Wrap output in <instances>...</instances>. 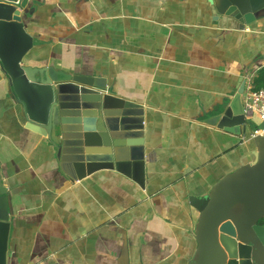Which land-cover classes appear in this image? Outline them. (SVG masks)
Listing matches in <instances>:
<instances>
[{"label":"crops","instance_id":"0c3cea01","mask_svg":"<svg viewBox=\"0 0 264 264\" xmlns=\"http://www.w3.org/2000/svg\"><path fill=\"white\" fill-rule=\"evenodd\" d=\"M21 22L25 65L104 88L98 121L81 88L60 84L61 151L27 126L0 71V264H186L200 199L252 158L248 128L206 119L243 106L264 67V13L238 29L207 0H27Z\"/></svg>","mask_w":264,"mask_h":264},{"label":"water","instance_id":"95a60500","mask_svg":"<svg viewBox=\"0 0 264 264\" xmlns=\"http://www.w3.org/2000/svg\"><path fill=\"white\" fill-rule=\"evenodd\" d=\"M207 1L212 19L221 27L242 29L264 13V0H256L260 2L257 6L251 0ZM26 2L0 0V71L23 108L27 126L49 137L63 151L70 106L60 84L70 82L81 88L98 121L102 99L99 91L104 87L91 76L70 75L49 66L38 68L22 62L33 39L21 22ZM241 90L242 85L234 97ZM232 106L231 101L206 120L227 130L232 124L248 129L264 127V121L255 115L246 117L243 106L235 112ZM252 140V158L223 174L200 199L193 228L196 246L186 264H264V137L256 135ZM4 190L0 174L1 218L7 215Z\"/></svg>","mask_w":264,"mask_h":264},{"label":"built area","instance_id":"2783aa9c","mask_svg":"<svg viewBox=\"0 0 264 264\" xmlns=\"http://www.w3.org/2000/svg\"><path fill=\"white\" fill-rule=\"evenodd\" d=\"M253 76L246 78L244 88L243 112L246 117L252 114L264 121V86L252 87ZM256 135L264 137V127L251 126L248 129V137L253 138Z\"/></svg>","mask_w":264,"mask_h":264},{"label":"trees","instance_id":"16d2710c","mask_svg":"<svg viewBox=\"0 0 264 264\" xmlns=\"http://www.w3.org/2000/svg\"><path fill=\"white\" fill-rule=\"evenodd\" d=\"M259 86H264V67L259 68L252 78V87L256 88ZM261 221L263 222L264 218Z\"/></svg>","mask_w":264,"mask_h":264},{"label":"rangeland","instance_id":"374dc122","mask_svg":"<svg viewBox=\"0 0 264 264\" xmlns=\"http://www.w3.org/2000/svg\"><path fill=\"white\" fill-rule=\"evenodd\" d=\"M252 1V4H253V2H255V5L257 6L258 5V3H260V2H257L256 0H251ZM262 6H264V4L262 5ZM248 130V129H247Z\"/></svg>","mask_w":264,"mask_h":264}]
</instances>
